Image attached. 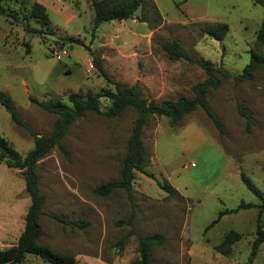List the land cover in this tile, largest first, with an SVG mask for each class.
Returning a JSON list of instances; mask_svg holds the SVG:
<instances>
[{
	"label": "rangeland",
	"instance_id": "obj_1",
	"mask_svg": "<svg viewBox=\"0 0 264 264\" xmlns=\"http://www.w3.org/2000/svg\"><path fill=\"white\" fill-rule=\"evenodd\" d=\"M34 1L0 0V90L12 96L21 115L39 134L52 130L57 115L33 103L30 96L39 102L60 98L70 103V91L85 96L88 91L115 90L95 65L90 67L94 56L102 59L112 78L138 84L145 97L160 101L192 97V85L206 77L197 64L169 58L161 47L164 42L177 38L185 52L209 59L233 74L242 71L253 47L264 52V45L256 43L264 6L253 0H155L161 19L146 11L147 20L142 21L139 9L135 20L103 21L95 31L91 0H53L47 7L51 23L44 27L29 15ZM207 22L228 23L225 38L216 40L202 33L201 26ZM25 23L43 31H29ZM67 65L86 67L83 83L60 90L47 86L48 70L64 73ZM207 102L224 124L225 134L202 108L173 125L166 116L150 117L143 132L149 153L144 167L155 178L137 171L130 199L123 188L109 195L94 191L96 185L120 177L137 114L128 108L118 116L106 115L111 100L102 96V112H84L63 138L70 159L55 147L37 164L44 210L87 219L89 224L82 228L64 225L43 214L40 242L60 252L90 253L110 263L118 259L130 264L139 256L137 240L134 234L128 235L130 226L122 220L134 206L137 231L167 236L164 244L153 247V264H244L252 241L237 242L229 255L214 247L229 230L245 237L256 230L261 199L243 182L240 172L264 194V69L246 80L223 76L219 87L209 88ZM239 104L245 105L252 119L249 126ZM0 135L22 155L34 146V136L15 124L1 104ZM165 180L179 194L162 189L158 181ZM242 200L256 205L225 213L205 230L221 210L236 208ZM124 236L128 238L119 249L116 243ZM20 264L51 263L28 255ZM252 264H264V244Z\"/></svg>",
	"mask_w": 264,
	"mask_h": 264
},
{
	"label": "trees",
	"instance_id": "obj_2",
	"mask_svg": "<svg viewBox=\"0 0 264 264\" xmlns=\"http://www.w3.org/2000/svg\"><path fill=\"white\" fill-rule=\"evenodd\" d=\"M253 2L264 6V0H253ZM91 4L94 10V31L103 21L133 18L139 9L141 10L139 19L142 21L147 20L146 11L153 12L157 19L162 18V14L153 0H91ZM29 15L36 18L42 27L49 26L51 23L47 7L37 0L31 4ZM25 26L29 31H43L42 27H33L29 23H25ZM228 30L229 24L226 22H207L201 26L202 33L216 40L224 39ZM256 43L258 45H264V17L257 30ZM161 47L169 58L174 60H187L192 64H197L204 70L206 77L192 85V91L194 93L192 97L179 96L175 99L150 100L143 95L138 84L128 85L112 78L104 68L102 59L99 56H94V65L100 74L114 85L115 90L97 93L88 91L85 96L80 92L70 91L68 93L70 103L64 102L60 98L39 102L34 96H30V100L33 103L57 115L52 130L49 133L39 134L32 129L29 122L21 115L12 96L8 92L0 90V104L7 110L11 120L18 126L27 129L34 136L33 148L25 155H22L6 137L0 135V162H4L8 166L20 170L25 180L26 191L31 199V204L25 217V228L16 244L8 248L0 249V264H20L28 255L39 257L43 261L51 264H81L74 254L56 251L50 245L40 242L43 230L40 219L43 214H49L64 225L70 224L80 228L89 224V221L82 218L70 219L60 214L44 210L45 195L39 187L37 164L40 159L55 147L66 158L70 159L71 152L63 142V138L69 133L70 128L77 118L84 112H102L100 105V98L102 96L111 100L110 106L104 111L106 115L118 116L128 108L135 109L137 114L128 137L120 177L96 185L94 191L100 195H109L115 189L123 188L127 191L131 199L133 180L137 171L155 178L154 174L147 171L144 167L149 153L144 143L143 132L151 116H166L169 123L173 125L182 120L187 114L198 108H202L213 121L219 132L225 134L224 124L207 102L209 88L219 87L223 76H234L240 80H246L251 79L256 70L264 69V52L258 47L251 49L249 61L245 64L242 71L237 74L231 73L221 65H215L209 59L195 58L192 54L182 49L180 41L177 38L162 43ZM239 109L241 114L246 118L249 126L252 123V119L245 105L239 104ZM240 176L247 187L261 199V203L257 205L256 237L251 244L250 253L244 263L252 264L260 249V245L264 242V229L262 227L264 194L243 171L240 172ZM158 184L169 194H179V191L168 180L158 181ZM254 205L256 204L242 200L236 208L221 210L218 218L213 220L205 230H208L216 224L223 214L236 212L239 208H249ZM135 215L136 209L133 206L129 217L122 220V222L130 226L128 235L134 234L137 240L139 256L131 261L130 264H153L151 261L152 249L155 246L164 244L167 236L162 232L141 234L135 227ZM127 238L128 236H124L117 241L116 245L119 246V249H123ZM240 238L241 233L234 229L229 230L214 248L221 254L229 255L233 250L234 244Z\"/></svg>",
	"mask_w": 264,
	"mask_h": 264
},
{
	"label": "crops",
	"instance_id": "obj_3",
	"mask_svg": "<svg viewBox=\"0 0 264 264\" xmlns=\"http://www.w3.org/2000/svg\"><path fill=\"white\" fill-rule=\"evenodd\" d=\"M37 1L43 3L46 7H49L48 6L49 3L53 5L52 4L53 0H37ZM153 1L158 7L157 2L155 0ZM128 19L135 20L134 17ZM122 20L126 21L127 19H122ZM76 69L77 72H75ZM66 70H69L67 72L68 75L64 74ZM52 72L53 70L52 71L48 70V72L46 73L47 77H45L44 81L47 82L48 83L47 86H49L53 90H60L67 86L74 87L82 84L84 80L83 77L85 76L86 73V67L81 65H75V66L67 65L64 68V73L60 72V74L58 73L56 74L55 72L54 73ZM74 72L75 74L73 75ZM53 75H55L54 79L51 78V76ZM30 204H31V199L26 191L25 180L22 177V175L19 173L17 168L8 166L4 162H0V249L8 248L18 242V239L25 228V217L28 212ZM239 209H245V208H239ZM239 233H241V238L237 241L239 242V244L242 241L253 242V240L256 237V230L255 232L251 231L249 233V237H245L242 232ZM262 244H264V242H262ZM74 255L81 264H111L109 261H107L100 255L97 256L95 254H90V253H81V254L76 253ZM112 264H126V262L123 260L120 263L118 259H115L112 260Z\"/></svg>",
	"mask_w": 264,
	"mask_h": 264
},
{
	"label": "built area",
	"instance_id": "obj_4",
	"mask_svg": "<svg viewBox=\"0 0 264 264\" xmlns=\"http://www.w3.org/2000/svg\"><path fill=\"white\" fill-rule=\"evenodd\" d=\"M63 53L65 54L66 52H65V51H63ZM93 65H94V64H92V62H91V63H90V67H93Z\"/></svg>",
	"mask_w": 264,
	"mask_h": 264
}]
</instances>
